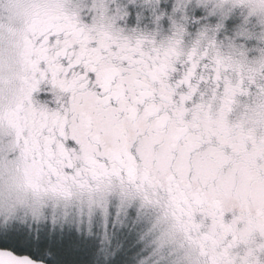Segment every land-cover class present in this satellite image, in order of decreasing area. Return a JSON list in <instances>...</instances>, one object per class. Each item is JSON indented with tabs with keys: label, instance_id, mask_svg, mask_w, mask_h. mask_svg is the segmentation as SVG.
I'll use <instances>...</instances> for the list:
<instances>
[{
	"label": "snow or ice",
	"instance_id": "1",
	"mask_svg": "<svg viewBox=\"0 0 264 264\" xmlns=\"http://www.w3.org/2000/svg\"><path fill=\"white\" fill-rule=\"evenodd\" d=\"M142 7L158 10L153 0ZM159 7L173 9L174 15L201 14L199 9L193 13L189 4L174 7L171 0ZM209 8V19L216 24L211 47L219 48L213 60L216 91L223 94V107L216 116H204L201 107L189 118L174 95L159 97L168 104L162 111L149 103L153 93L142 92L125 107L134 113L132 104H142L145 116L153 120V135L138 131L129 146L118 122L105 125L101 131L109 132L114 144L102 157L92 151L94 144L99 150V133L91 126L83 134L77 128L70 130L59 116L51 124L46 114L24 119L13 126L11 137L0 141V171L16 173L12 186L0 189L4 225L0 264H134L141 257L139 264H150L152 257L166 250L172 252L171 264H264V118L245 112L239 121L233 120V101L253 84L243 77L236 81L220 75L226 47L246 57L255 53L247 52L252 41L244 35L223 40L225 34L232 36L233 27L232 20L225 21L230 14L225 4L206 3L204 10ZM167 23L165 19V27ZM211 31L206 29L205 34L211 37ZM45 35L25 41L31 47L33 89L49 77L53 86L61 76L63 83L79 69L70 83L86 90V78L97 72L96 53L84 48L69 57L71 49L57 42L54 56H49L54 37L46 40ZM97 91L102 94L94 97V103L103 110L112 107L119 95L107 80L98 83ZM169 123L167 141H161L157 152L155 131L168 129ZM74 156L82 158L83 167L73 163ZM157 162L168 169L163 181L153 175L151 165ZM162 183L164 201L159 199ZM21 209L26 219L37 222L32 228L18 224ZM157 210L164 221H175L184 235L183 244L177 245L172 232L155 221ZM111 234L123 244L104 249L101 261L98 240ZM186 245L196 249L194 256L186 254Z\"/></svg>",
	"mask_w": 264,
	"mask_h": 264
},
{
	"label": "clouds",
	"instance_id": "2",
	"mask_svg": "<svg viewBox=\"0 0 264 264\" xmlns=\"http://www.w3.org/2000/svg\"><path fill=\"white\" fill-rule=\"evenodd\" d=\"M149 0H0V141L12 136L13 126L24 119H40L46 114L49 124L54 117L66 121L71 130L77 128L83 134L91 126L100 134L92 151L97 156L113 146L114 137L109 132L101 131L105 125L118 122L132 146L138 131L153 135V120L145 116L144 106L133 103L134 113L126 110V105L142 92L153 93L149 103H155L162 111L168 104L161 103L159 97L172 96L189 113V118L196 114V109L203 108L204 116H216L223 107V94L216 91V58L219 48L211 47L215 39L216 24L209 17L211 9L204 10V5L222 3L230 10L226 20L233 21L232 36L225 34L223 40L230 42L239 35L252 42L247 52L255 55L246 57L240 53H231L230 47L224 49L225 64L220 75L225 79L238 81L243 77L253 84L246 88L242 96L233 101V120L239 121L245 112L253 118H264V0H171L175 7L179 3L193 6V13L199 9L201 14L186 16L183 12L173 14V9L159 7L169 5L170 0H153L158 10L148 11L143 5ZM167 20V26L164 20ZM219 22V21H218ZM243 32H238V29ZM211 31V37L205 31ZM45 39L54 37L48 45V55L54 56L57 42L63 48L67 45L72 52L79 53L87 48L96 53L97 72L87 77L88 88L80 91L70 81L79 74V69L68 80L59 77L55 86L51 77L43 79L37 89H33L29 57L31 47L25 43L29 36L33 41L39 34ZM243 45V41H241ZM107 51L102 52V50ZM207 60V63L204 60ZM197 65L199 70H196ZM162 68V70H161ZM115 71L112 72L111 70ZM101 80L112 81L119 95L113 106L103 110L94 103V97L101 95L97 91ZM138 85H142L138 86ZM185 102H187L185 104ZM160 128L155 131V150L162 148L161 141H167L171 129ZM12 143L11 140L7 141ZM137 149L139 144L136 145ZM73 163L83 167L80 156H74ZM111 163V161H109ZM143 166V163H142ZM153 175L163 181L166 167L159 162L151 165ZM16 173L0 171V189L12 186ZM23 196V193H20ZM159 199L164 201L166 194L161 184ZM234 204V201H229ZM154 213L157 223L172 232L177 245L184 243V235L175 221L163 220V213ZM36 221L26 217L21 209L19 225L27 224L32 228ZM0 221V227H3ZM119 231V229H117ZM139 232L137 236L139 237ZM144 246L142 240H137ZM117 243L123 244L115 234L98 240L101 250H113ZM148 246H151L149 241ZM185 252L194 256L196 249L185 246ZM171 251H165L152 257L150 264H171ZM137 258L134 264H139Z\"/></svg>",
	"mask_w": 264,
	"mask_h": 264
}]
</instances>
